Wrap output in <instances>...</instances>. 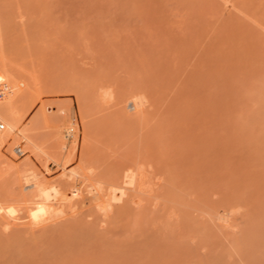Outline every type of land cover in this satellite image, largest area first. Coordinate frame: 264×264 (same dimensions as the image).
I'll use <instances>...</instances> for the list:
<instances>
[{"label": "rangeland", "instance_id": "374dc122", "mask_svg": "<svg viewBox=\"0 0 264 264\" xmlns=\"http://www.w3.org/2000/svg\"><path fill=\"white\" fill-rule=\"evenodd\" d=\"M80 94L89 179L33 223L31 179L61 192L79 166ZM58 101L74 159L13 153L6 122L47 138L34 116ZM0 122V204L22 216L1 217L0 264H264V0H0Z\"/></svg>", "mask_w": 264, "mask_h": 264}, {"label": "bare ground", "instance_id": "6f19581e", "mask_svg": "<svg viewBox=\"0 0 264 264\" xmlns=\"http://www.w3.org/2000/svg\"><path fill=\"white\" fill-rule=\"evenodd\" d=\"M13 81L11 83V84H13L12 86L15 88H18V90L20 92V90L22 89L21 84H23L24 82L23 83H22V81L18 82L17 80H15L14 82ZM19 85H21V86H19ZM15 88L13 89V91L15 90V92L17 93ZM79 89H80V87H79ZM21 91H23V89ZM52 91H50V92L52 93ZM68 91H70V90H68ZM79 91H81V89ZM19 92L17 94L21 93V92L20 93ZM65 93H67V92H65ZM72 93H73V90H72ZM79 96L77 95L76 101L77 100L79 101V109L81 112V113L79 112V114L83 118V123H82L83 132L82 133H83V138L85 137V140L83 139V141H84L83 145H81V147H80L81 153H79L80 154L79 158H78L79 162H77V163H79V166L76 163L77 168L73 169V171L71 170L72 172H70V174L67 173L68 175H66V176L63 174L65 177H63V180L61 179L60 184L64 189L61 192L56 186L47 185L46 181H42V180L38 179L37 176L34 175L35 177H33V179H31L32 182H30V184L34 188V193L33 192L32 193L35 197H37V200H35L34 203H32V204H28L25 208V210L27 209V215H26L27 218H29L33 223L38 224L39 222L41 223V221L43 222L44 220L46 221L48 219H52V218L57 217V216L58 217L62 216V214H63V211L61 208L63 205L62 203L64 201H69V200H72L76 197L78 198L80 196V193H81L80 188L79 187L74 188L73 184L76 180V177L79 175L78 172H80V170L83 173H86L85 167L88 164V162H87L88 161V156H87L88 155V153H87L88 145L86 142L88 140H86V138H88L87 137V135H89L88 130L91 127L88 124V122L86 123V119H85L86 114H87V110H88L87 109L88 107L86 105L89 103L84 104L85 103V99L83 100L84 95L81 96V94H80ZM78 97L82 98V99L79 100ZM75 98H76V96H75ZM66 100H68V99H66ZM81 100H83L84 102H82ZM78 101H77V104H78ZM55 102H57V101H55ZM66 102H62V103L59 101H58V103L51 102L52 104L47 103V102L46 103L42 102L44 104L41 103L42 105H40V108L37 109L34 117L40 118L42 120V123L44 124V126L47 127V130H48L47 138H46V136H44L45 134L43 135L44 137L41 138L40 136H38V134L33 132L34 130L32 131V128H29V127L15 128L16 124H13V123L11 124L10 122H6L7 128L5 127L4 130H8L9 131L8 133H10L11 131L13 133H15V135H14L11 132L13 137H15V139H12V140L17 141V143L15 142V146L12 148V152L15 153V149H18V148H20V150L24 151V152L30 150V152H32L34 154L39 153V154L45 156L46 158L51 159L52 161H54V163H57V164H61V162H62V164H65L64 161L67 162V161L71 160L73 157H75L76 140L78 138L79 133H76L77 129H75V127H74L76 125V122L74 120L73 111L71 110L72 109L71 107H73V106H71L70 108H69V106L71 104H69L68 107H67V105L64 106V103H66ZM67 103H71V101L69 102V100H68ZM72 105H74V104H72ZM63 109H66L68 111L63 110ZM69 110H70V112H69ZM81 116H79V117H81ZM81 121H82V119H81ZM90 123H93V122L91 121ZM89 131H91V129ZM11 133L9 135H11ZM12 135H11V137H12ZM68 135L72 136V140L70 142H69V140L66 141V139H68V137H67ZM14 141H12V142H14ZM67 142L70 143L69 146L66 145ZM23 146H25V147L27 146V149L24 148ZM43 156H41L42 159H43ZM37 157H40V156H37ZM86 168H88V167H86ZM76 169L78 172L76 171ZM82 172H81V174H82ZM87 172H89V170ZM127 174L124 176H127ZM80 176L83 180L85 178L89 179V177H88L89 174H87V173L84 175L85 177L83 176V174L79 175V178H80ZM129 176H130V174H129ZM126 178H125V180H126ZM131 178H133V177H131ZM128 180H130L129 184H131L130 177H128ZM26 181L28 183V179H26ZM91 181H89V183ZM128 182L129 181H127V183ZM89 183H88V186H89ZM125 183H126V181H125ZM125 183H124V185H125ZM90 184H91L89 186V187H91L90 192L93 193V191H94V193H95L99 187L97 186V190L95 191L96 186H94V185H96V184H94V183H90ZM125 186H128V185H125ZM123 189L120 188L121 191H120L119 195L124 194V192L122 193ZM50 191L54 193L52 198H51ZM66 191L67 192L70 191V192L68 194H66ZM119 198L120 197H118V196L117 197L113 196L110 199L111 200L112 199L117 200ZM107 204H109V203H107ZM16 213H19L18 209L16 210V208L13 207V205L0 204V220H1V217H2V219L4 218L3 220H1V221H3V222H1V223H3V225L9 227L10 223H12L14 221H19L20 219H22V216L17 215ZM19 224H20V222H19ZM2 228H3V226H2ZM83 234H85L86 236L89 235V233H87V232H85Z\"/></svg>", "mask_w": 264, "mask_h": 264}, {"label": "built area", "instance_id": "2783aa9c", "mask_svg": "<svg viewBox=\"0 0 264 264\" xmlns=\"http://www.w3.org/2000/svg\"><path fill=\"white\" fill-rule=\"evenodd\" d=\"M2 128H3V125H2L1 122H0V130H1ZM68 137H69V135H68ZM24 153H25V152H24V151H21L20 148L15 149V154L18 155V156L23 155Z\"/></svg>", "mask_w": 264, "mask_h": 264}, {"label": "snow or ice", "instance_id": "6c2138e0", "mask_svg": "<svg viewBox=\"0 0 264 264\" xmlns=\"http://www.w3.org/2000/svg\"><path fill=\"white\" fill-rule=\"evenodd\" d=\"M11 211V210H10Z\"/></svg>", "mask_w": 264, "mask_h": 264}]
</instances>
